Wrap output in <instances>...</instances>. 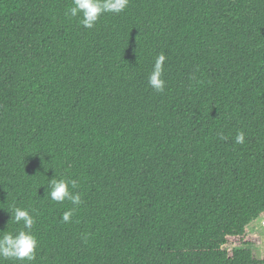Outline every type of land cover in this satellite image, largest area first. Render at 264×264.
<instances>
[{"label": "trees", "instance_id": "obj_1", "mask_svg": "<svg viewBox=\"0 0 264 264\" xmlns=\"http://www.w3.org/2000/svg\"><path fill=\"white\" fill-rule=\"evenodd\" d=\"M72 6L0 0V234L17 205L38 241L2 264H264V0H129L93 28Z\"/></svg>", "mask_w": 264, "mask_h": 264}, {"label": "clouds", "instance_id": "obj_2", "mask_svg": "<svg viewBox=\"0 0 264 264\" xmlns=\"http://www.w3.org/2000/svg\"><path fill=\"white\" fill-rule=\"evenodd\" d=\"M129 0H73V5L68 14L71 17H79V23L86 28H93L96 21L104 13H120L127 7ZM166 56L161 53L157 55L152 71L148 76V84L157 92H162L165 81L162 79L163 66ZM237 144L244 143V133L238 131L235 136ZM78 187L75 179H57L54 175L48 180L46 192L51 201L62 203L65 200L74 206L82 203L81 195L72 191ZM71 189V190H70ZM74 208L66 210L62 214V220L69 222ZM11 219L16 224L23 225L18 231L3 232L0 234V264L3 260L14 259L16 261H29L35 259L37 238L32 229L36 223L34 216L27 208L13 205L9 211Z\"/></svg>", "mask_w": 264, "mask_h": 264}, {"label": "rangeland", "instance_id": "obj_3", "mask_svg": "<svg viewBox=\"0 0 264 264\" xmlns=\"http://www.w3.org/2000/svg\"><path fill=\"white\" fill-rule=\"evenodd\" d=\"M262 218H264V215ZM248 232L255 233L259 238V243L252 247L253 253L257 257H264V227L260 225V219L248 227Z\"/></svg>", "mask_w": 264, "mask_h": 264}, {"label": "built area", "instance_id": "obj_4", "mask_svg": "<svg viewBox=\"0 0 264 264\" xmlns=\"http://www.w3.org/2000/svg\"><path fill=\"white\" fill-rule=\"evenodd\" d=\"M260 225L264 227V218L260 219Z\"/></svg>", "mask_w": 264, "mask_h": 264}]
</instances>
